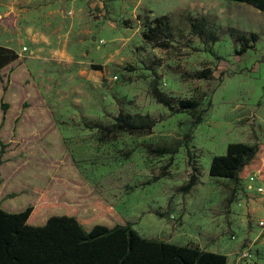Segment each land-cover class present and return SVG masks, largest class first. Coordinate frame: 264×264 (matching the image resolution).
<instances>
[{"label":"rangeland","instance_id":"374dc122","mask_svg":"<svg viewBox=\"0 0 264 264\" xmlns=\"http://www.w3.org/2000/svg\"><path fill=\"white\" fill-rule=\"evenodd\" d=\"M163 15L176 35L167 51L143 38L145 19ZM198 19L207 34L193 33ZM242 34L258 41L238 57ZM0 46L19 56L0 79L3 159L28 155L21 173L51 175L53 208L33 221L72 212L79 193L75 211L97 223L264 264V181L211 175L232 144L258 146L264 161V13L224 0H0ZM205 70L213 77L197 78ZM187 100L199 108L180 112ZM122 115L154 126L113 128ZM26 196L7 203L23 208Z\"/></svg>","mask_w":264,"mask_h":264},{"label":"trees","instance_id":"16d2710c","mask_svg":"<svg viewBox=\"0 0 264 264\" xmlns=\"http://www.w3.org/2000/svg\"><path fill=\"white\" fill-rule=\"evenodd\" d=\"M224 1L244 3L264 13V0ZM205 25L204 19H198L197 24L191 26L193 33L199 36L207 34ZM143 28L144 40L154 48L164 51L174 48L176 35L169 16L146 18ZM238 40L241 49L236 55L242 57L252 48L251 44L258 41V36L242 34ZM209 52L219 59L212 50ZM18 59L19 56L13 50L0 46L1 80L2 72ZM213 74L212 71L205 70L198 73L197 78L209 79ZM153 95L159 103L168 106L157 90L153 91ZM199 106V102L194 100L180 101L178 110L195 111ZM8 109L9 105L2 104L0 130L7 121ZM197 122L200 123L201 118ZM153 126L154 123L148 116L122 115L113 128L134 133L139 128L150 131ZM0 146L1 166L5 162L3 156L6 148L2 140ZM259 149L258 146L230 145L226 156L213 160L211 175L241 181L246 175L257 172L260 180L264 181V161L259 156ZM167 153L166 149L160 151V154ZM56 179L54 176L49 186H53ZM194 186L195 182H191L185 190L189 191ZM49 192H44V200L50 199ZM10 198L15 197L11 195ZM39 207L29 206L23 212L10 213L0 205V264H228V257L221 253L209 252L198 246H180L144 238L131 223L112 227L97 225L91 231H86L76 217L55 215L49 218L44 227H31L28 220Z\"/></svg>","mask_w":264,"mask_h":264},{"label":"crops","instance_id":"0c3cea01","mask_svg":"<svg viewBox=\"0 0 264 264\" xmlns=\"http://www.w3.org/2000/svg\"><path fill=\"white\" fill-rule=\"evenodd\" d=\"M0 124H1V122H0ZM23 148H24L25 153L29 152V148H27V147H23ZM30 150H32V149L30 148ZM42 152L46 155H48V153H49L48 149H42ZM23 157L24 158L22 159V161L17 162V163H14V161H13L14 157L13 158L9 157L7 159H3L5 162L0 166V179H1L0 205L5 211L10 212V213L23 212L29 206L35 207V205H37V204L40 205L39 209L44 210V211H50L53 208L52 195H51L50 199L44 200V197H45L44 190L48 184V181H49L51 175L49 173H47L44 176L39 175V174H35L32 177L31 169L24 170V165H23V172L21 173V170H22L21 163H24L25 160H27V159H31V157H29L28 155H23ZM19 159H20V157L17 158V160H19ZM47 171L50 172L49 169H47ZM11 195H13L15 198H10ZM26 195H28L29 197H27ZM21 196H26L27 201H28L27 203H30V205L27 204L23 208L22 207L16 208V207H11V205H8V203H7L8 200L17 199ZM73 203H76V204L72 205V207H69V206L67 207L69 209H72V212L65 213V215L69 214L67 216L76 217L86 231H91L97 225L112 227V226H109L106 224L95 222L91 218L90 215L83 212L84 211L83 208L86 205L84 204L85 203L84 199L81 197V195L79 193L76 195V199ZM76 207L78 209H80L82 207L83 211L82 210H80L78 212L75 211ZM34 213H33V215H34ZM33 215L28 220V225L31 227H35V228L44 227L45 225H47L50 217L55 216V215L57 216V214H55V215L52 214L49 216V218L39 220V221H36V220L33 221ZM60 216H64V215H60ZM137 231L143 236V234L139 230H137ZM143 237L150 239V240H159V239L151 238L148 236H146V237L143 236ZM159 241H163V240H159ZM164 242H166V241H164ZM167 243H170V242H167Z\"/></svg>","mask_w":264,"mask_h":264},{"label":"built area","instance_id":"2783aa9c","mask_svg":"<svg viewBox=\"0 0 264 264\" xmlns=\"http://www.w3.org/2000/svg\"><path fill=\"white\" fill-rule=\"evenodd\" d=\"M251 181H252V182H255V178L253 177V178L251 179ZM258 191H259V192H263V189H262V188H259ZM259 225L264 227V222H260Z\"/></svg>","mask_w":264,"mask_h":264}]
</instances>
